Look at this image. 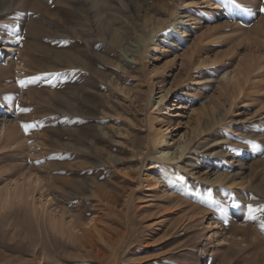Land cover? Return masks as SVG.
I'll use <instances>...</instances> for the list:
<instances>
[{
  "label": "rangeland",
  "instance_id": "obj_1",
  "mask_svg": "<svg viewBox=\"0 0 264 264\" xmlns=\"http://www.w3.org/2000/svg\"><path fill=\"white\" fill-rule=\"evenodd\" d=\"M4 4L0 264H264V0Z\"/></svg>",
  "mask_w": 264,
  "mask_h": 264
},
{
  "label": "bare ground",
  "instance_id": "obj_2",
  "mask_svg": "<svg viewBox=\"0 0 264 264\" xmlns=\"http://www.w3.org/2000/svg\"><path fill=\"white\" fill-rule=\"evenodd\" d=\"M9 3V2H8ZM4 6H5V4H4ZM5 9H6V6L4 7V8H2V9H0V15L3 13V12H5ZM201 34V33H200ZM211 59V58H210ZM208 57L206 58V57H203L202 59H200V64H203V63H205L206 64V62H209V61H211ZM252 61H253V58H250ZM213 61H215V59L214 60H212L211 62H213ZM247 62V61H246ZM199 64V65H200ZM247 65H248V63H246ZM239 67V66H238ZM244 73H242V75H243ZM241 72L239 71V69L237 68V67H234L232 70H231V72L228 74V75H226L227 76V78H226V82L230 85H238V84H240L241 82H240V80L242 79L241 78ZM243 77V76H242ZM206 107V105L204 106L203 105V107L200 109V111H204L205 108ZM210 109H211V107H210ZM197 111H198V109H196ZM209 111H211V110H209ZM198 115V114H197ZM199 121V120H198ZM199 123V122H198ZM152 126V125H151ZM170 124L169 125H167V127L166 128H164V129H162L161 127L160 128H157V129H155V131H154V133L153 134H155V137L154 138H152L153 140L152 141H155L157 144H160V145H162V147L163 146H165V144L167 143V142H169V130H170ZM154 127H157L156 125L154 126ZM151 129H152V127H151ZM201 131H202V128H201ZM194 132V134H195V136L197 137L198 136V133H196L195 132V130L193 131ZM154 142V143H155ZM234 176V175H233ZM38 241H39V239H38ZM41 242V241H40ZM35 243H37V242H35ZM43 243V242H42ZM40 244V243H39Z\"/></svg>",
  "mask_w": 264,
  "mask_h": 264
},
{
  "label": "snow or ice",
  "instance_id": "obj_3",
  "mask_svg": "<svg viewBox=\"0 0 264 264\" xmlns=\"http://www.w3.org/2000/svg\"><path fill=\"white\" fill-rule=\"evenodd\" d=\"M6 35H10V33H6ZM17 40L19 41L20 39H23V37H20L18 34H17ZM20 86L21 87H25L26 86V82L25 81H20ZM6 99H11V97H6ZM21 111H30V109H21ZM22 127L25 128V130H27L29 127H32V125H22ZM208 197H209V200L211 199V193L209 192L208 193ZM233 206H237V205H233ZM256 212H264V209H260V208H254L253 206L251 205H248V208H247V215H248V218L249 219H255V215L254 213Z\"/></svg>",
  "mask_w": 264,
  "mask_h": 264
}]
</instances>
